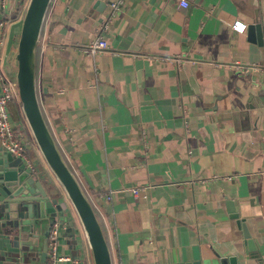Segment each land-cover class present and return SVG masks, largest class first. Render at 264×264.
I'll return each instance as SVG.
<instances>
[{"label": "crops", "instance_id": "1", "mask_svg": "<svg viewBox=\"0 0 264 264\" xmlns=\"http://www.w3.org/2000/svg\"><path fill=\"white\" fill-rule=\"evenodd\" d=\"M27 1L0 0V79L11 83ZM109 1L52 0L37 48L36 90L113 264L216 255L264 264V45L249 33L259 24L264 40V0H187L186 8L180 0H126L103 31ZM232 21L246 30L232 31ZM99 35L108 47L88 54ZM8 109L41 183L66 206L59 251L69 260L60 264H92L77 217L31 138L19 101ZM107 192L112 199L104 198ZM48 230L40 224L33 235L44 240Z\"/></svg>", "mask_w": 264, "mask_h": 264}, {"label": "water", "instance_id": "2", "mask_svg": "<svg viewBox=\"0 0 264 264\" xmlns=\"http://www.w3.org/2000/svg\"><path fill=\"white\" fill-rule=\"evenodd\" d=\"M52 0H28L17 35L12 58L14 86L21 111L32 138L57 185L70 203L89 247L92 264H113L108 243L95 210L70 169L44 118L36 90V57L46 15ZM250 40L264 45L260 25L249 26ZM187 78L196 87L189 64H184ZM43 178V177H42ZM38 172L32 173L20 157L0 148V264L45 263L48 240L33 235L40 224L49 229L54 223L62 227L65 205L58 202L51 186H43ZM233 211L234 208H233ZM59 214L62 217L60 220ZM243 230L249 250L255 248L246 224L238 213L231 214ZM73 241L76 232L71 231ZM40 245V247H37ZM35 248H39L35 255ZM259 259V255H256ZM38 258V259H37ZM36 261V263H35ZM173 264H239L236 257L216 255L207 260ZM258 264H263L259 261Z\"/></svg>", "mask_w": 264, "mask_h": 264}, {"label": "built area", "instance_id": "3", "mask_svg": "<svg viewBox=\"0 0 264 264\" xmlns=\"http://www.w3.org/2000/svg\"><path fill=\"white\" fill-rule=\"evenodd\" d=\"M126 0H110L109 1V20L102 25V30H107L109 26V22L113 13L115 14L119 9H121ZM187 6H184L181 3L179 5L183 8L188 7L189 3L186 0ZM245 25L240 21H232L230 23V28L232 31L241 34V31L238 29L237 25ZM244 32V31H243ZM242 32V33H243ZM108 47V43L104 37L101 35L95 37L86 47L85 51L88 54L96 55L100 51L106 49ZM264 73V69H263ZM262 91L264 95V80L262 81ZM16 96V89L14 83H11L8 80L3 78L0 79V148L8 152L14 156L20 157L27 168L30 169L32 173L38 172V170L32 164V161L28 157L26 153V144L27 142L24 140L22 132L17 131L11 124L10 121V113H9V105L13 101ZM144 140L145 136L142 135ZM133 195H138L139 189L133 188L131 189ZM113 193L107 192L104 195L106 200L112 199ZM48 240L47 246V258L45 264H60L64 261L69 260L67 255H62L59 251L60 246V228L58 223H54L53 226L48 230L46 234Z\"/></svg>", "mask_w": 264, "mask_h": 264}, {"label": "clouds", "instance_id": "4", "mask_svg": "<svg viewBox=\"0 0 264 264\" xmlns=\"http://www.w3.org/2000/svg\"><path fill=\"white\" fill-rule=\"evenodd\" d=\"M181 3H182L184 6H187V4H186V0H181ZM237 27H238V29L241 31V33H242L243 31H245L246 28H247L246 25H240V24H238Z\"/></svg>", "mask_w": 264, "mask_h": 264}, {"label": "rangeland", "instance_id": "5", "mask_svg": "<svg viewBox=\"0 0 264 264\" xmlns=\"http://www.w3.org/2000/svg\"><path fill=\"white\" fill-rule=\"evenodd\" d=\"M16 101H18V100H17V98H16ZM31 138H32V137H31ZM25 147H26V150H27V152H28V151H29V149H30V147H29L27 144H26V146H25ZM29 153H30L29 157H30L31 161L33 162V155H32L33 153H32V151H31V150H30V152H29ZM79 229H80V227H79ZM78 236H79V233H78Z\"/></svg>", "mask_w": 264, "mask_h": 264}, {"label": "trees", "instance_id": "6", "mask_svg": "<svg viewBox=\"0 0 264 264\" xmlns=\"http://www.w3.org/2000/svg\"><path fill=\"white\" fill-rule=\"evenodd\" d=\"M24 5V2L20 4V7H22Z\"/></svg>", "mask_w": 264, "mask_h": 264}]
</instances>
